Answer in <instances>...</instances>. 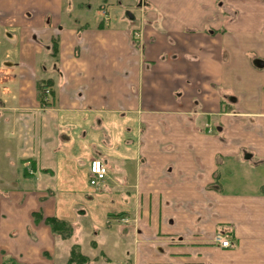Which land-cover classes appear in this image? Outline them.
I'll use <instances>...</instances> for the list:
<instances>
[{
    "label": "crops",
    "instance_id": "obj_1",
    "mask_svg": "<svg viewBox=\"0 0 264 264\" xmlns=\"http://www.w3.org/2000/svg\"><path fill=\"white\" fill-rule=\"evenodd\" d=\"M37 212L91 264H264V0H0V264H67Z\"/></svg>",
    "mask_w": 264,
    "mask_h": 264
},
{
    "label": "trees",
    "instance_id": "obj_2",
    "mask_svg": "<svg viewBox=\"0 0 264 264\" xmlns=\"http://www.w3.org/2000/svg\"><path fill=\"white\" fill-rule=\"evenodd\" d=\"M57 54V42L56 40H53L50 45V57L55 58ZM44 86H49L50 82H45L43 84ZM42 88V84L38 85V89ZM43 104V103H42ZM45 105V104H43ZM121 215H108L107 218H119ZM33 219L35 222L43 221L45 225H47L51 231V234L60 240H67L72 236V233L74 231V226L66 223L64 221H60L55 217H43L40 212L33 213ZM93 247H96V244L94 242L91 243ZM101 258L105 262H109L103 254H100ZM11 259H6L3 264L11 263ZM91 260H89L87 257L82 255L80 252L79 245L74 244L70 246L69 248V255L67 264H90Z\"/></svg>",
    "mask_w": 264,
    "mask_h": 264
},
{
    "label": "built area",
    "instance_id": "obj_3",
    "mask_svg": "<svg viewBox=\"0 0 264 264\" xmlns=\"http://www.w3.org/2000/svg\"><path fill=\"white\" fill-rule=\"evenodd\" d=\"M44 95L46 100V98L49 95L48 89H44ZM88 172H89V179H88L89 185L91 187H97L99 184H101L104 181L105 176L107 174V168L103 160L98 158H93L89 162ZM214 241L219 243L221 247H228L230 244L228 235H217L215 236Z\"/></svg>",
    "mask_w": 264,
    "mask_h": 264
},
{
    "label": "rangeland",
    "instance_id": "obj_4",
    "mask_svg": "<svg viewBox=\"0 0 264 264\" xmlns=\"http://www.w3.org/2000/svg\"><path fill=\"white\" fill-rule=\"evenodd\" d=\"M106 22H108L107 18H106ZM122 221L127 222V220H122ZM74 232H75V230L73 231L72 236L69 238L70 244L72 243L71 246L74 245L75 241L77 240V242L75 244L79 245V248L80 247L82 248L83 253H85L86 255H91V256H92V254H94V255L96 254L97 257L94 260L96 262L102 261V258L99 255V253L97 254L96 251L93 252V249H92L95 247H93L91 243L92 242L95 243V241H93V240H97V238L92 233H88V232L85 233V230H82V233H76V235H75L76 240H75V238H73ZM73 240H75V241H73Z\"/></svg>",
    "mask_w": 264,
    "mask_h": 264
},
{
    "label": "flooded vegetation",
    "instance_id": "obj_5",
    "mask_svg": "<svg viewBox=\"0 0 264 264\" xmlns=\"http://www.w3.org/2000/svg\"><path fill=\"white\" fill-rule=\"evenodd\" d=\"M136 2V1H135ZM138 2V1H137ZM213 242H214V239H213Z\"/></svg>",
    "mask_w": 264,
    "mask_h": 264
}]
</instances>
